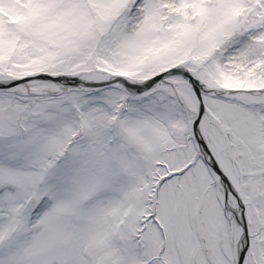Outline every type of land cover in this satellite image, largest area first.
<instances>
[{
  "label": "snow or ice",
  "instance_id": "obj_1",
  "mask_svg": "<svg viewBox=\"0 0 264 264\" xmlns=\"http://www.w3.org/2000/svg\"><path fill=\"white\" fill-rule=\"evenodd\" d=\"M0 264H264V0H0Z\"/></svg>",
  "mask_w": 264,
  "mask_h": 264
}]
</instances>
